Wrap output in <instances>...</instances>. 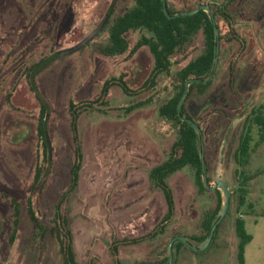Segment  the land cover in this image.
<instances>
[{
  "label": "rangeland",
  "instance_id": "rangeland-1",
  "mask_svg": "<svg viewBox=\"0 0 264 264\" xmlns=\"http://www.w3.org/2000/svg\"><path fill=\"white\" fill-rule=\"evenodd\" d=\"M168 3L178 12L200 5H225L231 17V25L222 17L217 21L222 41L211 86L204 95L194 93L186 99L188 113L203 130L209 164L206 175L213 186L221 169L230 190V208L212 247L194 253L187 247L173 248L172 264L175 260V264H238L237 217L245 219L253 236L246 249V264H264V141H260L258 126L250 115L255 110L264 115V0ZM112 5L108 25L91 43L50 62L35 78L37 92L50 107L45 119L50 159L39 135L40 103L30 86V69L86 39ZM133 5L134 0H0V264H63L58 240L51 231L57 211L68 221L78 264H116L111 246L117 242L120 264H162L173 237L198 236L204 215L215 207L217 195L200 193L194 173L185 168L168 179L175 214L165 230L159 231L167 206L149 173L168 158L176 140L174 130L159 116L171 79L161 86L163 93L154 103L147 104L159 92V87L150 91L144 86L154 59L147 47L133 52L145 32L126 35L129 49L122 56L106 57L98 51L107 42L113 20ZM203 49L199 35L172 58V75ZM112 78H122L129 95L113 86L100 103L102 87ZM71 104L79 112L83 164L76 192L63 197L75 159ZM138 105L141 108H135ZM248 130L253 138L252 152L244 170L248 176H258L248 183L247 202L241 206L239 173L243 168L235 162L234 154ZM37 169L44 175L35 184ZM14 202L20 208L17 218ZM29 206L47 230L43 237L34 228ZM134 240L140 241L131 243Z\"/></svg>",
  "mask_w": 264,
  "mask_h": 264
},
{
  "label": "trees",
  "instance_id": "trees-1",
  "mask_svg": "<svg viewBox=\"0 0 264 264\" xmlns=\"http://www.w3.org/2000/svg\"><path fill=\"white\" fill-rule=\"evenodd\" d=\"M166 3L171 16L179 14L181 12L193 11L199 7L198 6L197 8L188 11L178 12L170 7L168 0H166ZM207 5H209L211 8V11L216 20L217 27V21L219 17H222L229 25H231V17L227 13L228 6L224 5L221 7L220 5L216 4ZM113 8L114 5H112L110 11L107 13L108 16L106 19V23L100 32H102L103 29L108 25L114 11ZM136 31L145 32V35H142L133 52H136L142 47H147L154 59V66L152 68L151 74L144 84L145 89L154 91L159 87V92L157 93V95H153L154 97H150L146 101L147 104L154 103L155 99L163 93V89H161V86L168 79H171V83L165 88L167 96L160 105L159 116L164 122H166L167 125H169L174 130V132L176 133V140L170 149L168 158L162 164L154 167L149 173V179L152 185L163 193L167 206V211L159 225V231L163 232L165 230L168 224L172 221L175 214V200L173 192L168 184V179L175 173L188 168L194 173V182L200 193L217 195V202L215 207L212 210H208L203 217L200 228L201 231L198 236L188 237L181 234L175 236L184 237L192 245L201 247L206 242L212 226L219 218V214L222 208L221 193L219 192V190L209 191L205 188L202 180L203 172L200 157L202 153L201 136L190 124H188L183 119L193 120L198 124L200 129L201 125L196 122V120L192 118L188 113L186 102L182 107L180 115L178 113L177 107L182 95L185 92L186 81H200L190 84L188 98L194 93L204 95L211 86L217 68L214 60L216 56V43L218 38L215 35V30L210 15L206 12L200 11L193 16L168 19L163 12L161 0H134L133 7L126 10L123 14L113 20V23L108 30L107 42L98 47L99 53L111 58L124 55L129 49V42L126 38V35L130 32ZM199 35H202L204 42V49L201 54L195 59L188 62V64L183 68L178 70L175 75H172V58L181 51L189 48L195 42V39ZM219 39L221 46V34L219 36ZM49 64V59H43L32 66V68L30 69L31 75L29 74L31 89L34 91L36 98L40 103L39 135L44 141L45 149H47V143L44 133V128L46 125L45 119L50 113V107L48 102L40 95L39 92H37L35 78L43 70H45L49 66ZM212 74L213 77L211 78V80L205 83V80ZM113 86H119L125 94L129 95V89L123 79L112 78L110 80H107L102 87L101 98L99 99L100 103H104L103 100L105 99V97H107L110 88H112ZM157 91L158 90H156L155 93ZM99 100H97L96 102H99ZM148 101L150 103H148ZM135 108H141V105H138V107ZM70 109V112H72L71 118L72 132L74 134L75 143V159L71 168L70 186L67 193H64L63 197L76 192L79 186L80 171L83 164V149L81 141L78 137L77 127L79 112L76 111V106L74 104H71ZM131 110H134V108H132ZM252 114L254 116L253 121L258 126L260 141L263 142L264 115L259 110L252 111L250 115ZM252 140L253 138L251 135V131L248 130L240 137L239 146L234 154L235 162L238 164V166L243 168V170L239 173L242 178V186L239 188V202L241 206L245 205L247 202V196L249 194L248 183L258 176H248L244 170V168L249 165V159L252 152ZM205 160L206 172H208L209 164L206 156ZM43 175L44 174L42 173L41 169L36 170L34 178L35 184L41 182ZM207 177L209 185L211 186L212 181L209 176ZM29 204H31V200H29ZM13 205L18 206L16 202H14ZM249 208L250 215H252L254 212L252 203L249 205ZM16 211H18V215L19 210ZM31 215L36 232L39 233L41 237H43L46 234V228L34 216L33 212L31 213ZM54 225L55 227L51 228V231L56 235V238L58 240L60 250L64 259L63 264H78L73 247V235L68 221L66 218H62L58 211L54 217ZM221 226L222 223L218 226L210 247L214 245ZM235 233L238 238L236 260L238 264H245L246 248L252 242L253 236L248 233L246 228V221L243 217L236 218ZM139 241L140 240H134L131 243L137 244L139 243ZM192 241H194L196 244H193ZM118 244L119 242L111 246V254L115 259L116 264L121 263L118 259H116L118 256ZM181 247L186 248V246L179 241L175 242L173 245V248L175 250H179ZM168 259L169 254L168 249H166V256L163 259L162 264H168ZM175 263L176 260L174 261V264Z\"/></svg>",
  "mask_w": 264,
  "mask_h": 264
},
{
  "label": "water",
  "instance_id": "water-1",
  "mask_svg": "<svg viewBox=\"0 0 264 264\" xmlns=\"http://www.w3.org/2000/svg\"><path fill=\"white\" fill-rule=\"evenodd\" d=\"M162 2V6H163V12L165 14V16L168 19H174V18H178V17H185V16H193L196 15L198 12L203 11L206 12L210 15V18L212 20L213 26H214V30H215V35L218 38L217 39V43H216V56H215V65L217 66L218 63V59H219V54H220V31L216 25V21H215V17L211 11V8L209 5H200L197 9L193 10V11H189V12H181L179 14H175L173 16L170 15L168 8H167V3L166 0H161ZM107 16L101 21V23L96 27V29L86 38L84 39L82 42H80L79 44H77L76 46L69 48V49H65V50H61L57 53H55L49 60L50 62H53L57 59H61L63 57L69 56L71 54H74L78 51H80L82 48H84L85 46H87L89 43H91L98 35V33L102 30L103 26L106 23V19ZM213 77V74L211 76H209L206 80L205 83L210 81L211 78ZM193 82H200L199 80H189L185 82V92L182 95L177 110L178 113L180 115L182 107L184 106L186 99L188 97V93L190 91V84ZM37 89V88H36ZM183 119V118H182ZM239 118H237L235 120V122L233 123V125L237 122V120H239ZM184 121H186L188 124H190L195 130L196 132L201 136V162H202V172H203V184L205 186V188L209 191H215V190H219L222 192V198H223V204H222V208L219 214V218L217 219V221L215 222V224L212 226L209 236L206 240V242L201 246V247H197L192 245L186 238L184 237H175L171 240V242L168 245V254H169V259H168V264H172L173 263V245L175 242L179 241L181 243H183L188 249L194 251V252H204L205 250H207L209 248V246L211 245L215 232L218 229V226L220 225V223L223 221V219L225 218V216L227 215L229 208H230V190L227 186V184L225 183V181L222 178V174H221V169L218 170V174H217V179L216 182L213 186L209 185L208 182V178L206 175V161H205V155H204V144H203V139H202V131L200 129V127L198 126L197 123H195L193 120L191 119H183ZM44 133H45V140L47 143V148L48 151L50 153V159H51V155H52V147H51V141L48 135V130L47 127L45 126L44 128ZM227 139L224 140V144L223 147L226 144ZM221 155H220V162L219 165H222V160H223V149L221 150Z\"/></svg>",
  "mask_w": 264,
  "mask_h": 264
},
{
  "label": "flooded vegetation",
  "instance_id": "flooded-vegetation-1",
  "mask_svg": "<svg viewBox=\"0 0 264 264\" xmlns=\"http://www.w3.org/2000/svg\"><path fill=\"white\" fill-rule=\"evenodd\" d=\"M14 206V205H13ZM14 213H15V215H16V218L18 217V215H17V212L18 211H16V210H20V208H19V206H14ZM20 212V211H19ZM34 213V216L37 218V216L35 215V212H34V210L32 209V207L31 206H29L28 207V213H29V215H30V218H31V220H32V215H31V213ZM38 219V218H37ZM39 220V219H38ZM32 222H33V220H32ZM17 224H18V222L17 221H15V223H14V225H16L17 226ZM33 224H34V222H33ZM34 228H35V226H34ZM15 238V236H13L11 239H10V241L12 242V240Z\"/></svg>",
  "mask_w": 264,
  "mask_h": 264
},
{
  "label": "crops",
  "instance_id": "crops-1",
  "mask_svg": "<svg viewBox=\"0 0 264 264\" xmlns=\"http://www.w3.org/2000/svg\"><path fill=\"white\" fill-rule=\"evenodd\" d=\"M250 197H252V186H250ZM252 202V201H251ZM255 204V203H254ZM253 241V240H252ZM247 249V248H246ZM245 260H246V253H245ZM246 264V263H245Z\"/></svg>",
  "mask_w": 264,
  "mask_h": 264
}]
</instances>
